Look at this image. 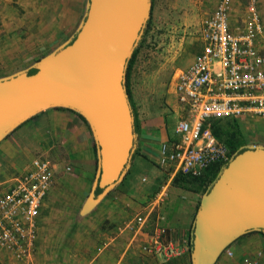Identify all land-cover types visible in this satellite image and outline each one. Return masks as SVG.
Returning a JSON list of instances; mask_svg holds the SVG:
<instances>
[{
    "label": "crops",
    "instance_id": "obj_1",
    "mask_svg": "<svg viewBox=\"0 0 264 264\" xmlns=\"http://www.w3.org/2000/svg\"><path fill=\"white\" fill-rule=\"evenodd\" d=\"M216 1L210 0L209 5L214 8ZM244 1L233 0L229 15L231 28L240 23L239 13ZM199 27L200 21L196 44L178 71L201 50ZM256 45L264 49L261 36L256 39ZM139 68L134 63L129 72L131 98L139 120L140 132H137L135 147L138 151L132 154L122 181L87 212L80 213L79 208L96 173L97 152L91 129L77 111L67 107L47 108L0 141V192L28 169L34 157L42 156L54 163V188L46 193L36 219L31 264H162L187 252L197 193L177 185L170 187L176 175L171 176L168 168L158 164L160 146L177 137L174 128L184 109L176 100L173 86L170 96H173L175 114L161 115L164 110L159 113L156 106L149 107L148 103L153 101L151 85L144 82ZM144 102L150 110L148 115L142 112ZM227 119L243 127L244 136L251 141L243 146L264 147V117L247 114ZM66 165L70 168L66 169ZM67 172L74 175L73 181L61 178ZM163 190L167 191L166 196L157 202L146 224L138 231L128 228L134 215ZM185 191L191 194L186 201ZM61 197L71 203L62 205ZM158 226L165 228V239L172 237L179 243L182 249L179 255L163 259L145 249ZM226 248L230 254H221L226 256L227 264H253L252 261L264 264V233L260 230L244 232ZM0 264L17 262L0 249Z\"/></svg>",
    "mask_w": 264,
    "mask_h": 264
},
{
    "label": "water",
    "instance_id": "obj_2",
    "mask_svg": "<svg viewBox=\"0 0 264 264\" xmlns=\"http://www.w3.org/2000/svg\"><path fill=\"white\" fill-rule=\"evenodd\" d=\"M150 6L151 0H85L72 36L28 67L0 77V141L51 107L71 108L88 123L97 169L80 213L119 184L130 166L137 133L125 68ZM248 230L264 233L262 146L237 153L203 194L193 216L190 264H213Z\"/></svg>",
    "mask_w": 264,
    "mask_h": 264
},
{
    "label": "built area",
    "instance_id": "obj_3",
    "mask_svg": "<svg viewBox=\"0 0 264 264\" xmlns=\"http://www.w3.org/2000/svg\"><path fill=\"white\" fill-rule=\"evenodd\" d=\"M232 4L233 0H217L202 17L201 50L173 78V91L184 114L174 128L177 137L161 144L158 158V164L168 168L171 176L200 177L211 165L229 160L227 145L212 131V120L247 114L264 117V49L256 45L261 34L257 0L244 1L240 23L234 28L229 25ZM53 182L54 163L36 156L28 169L0 192V249L17 264H31L36 219ZM166 193L156 194L127 227L140 230ZM165 232L158 226L145 249L169 259L182 249L175 239H165Z\"/></svg>",
    "mask_w": 264,
    "mask_h": 264
},
{
    "label": "rangeland",
    "instance_id": "obj_4",
    "mask_svg": "<svg viewBox=\"0 0 264 264\" xmlns=\"http://www.w3.org/2000/svg\"><path fill=\"white\" fill-rule=\"evenodd\" d=\"M209 1L151 2L149 27L133 64L140 67L144 82L151 85L153 101L148 106H156L159 113L164 110L161 115L175 114L173 96H170L173 78L196 44L198 22L213 8ZM84 4L85 0H0V77L28 67L72 36L83 15ZM257 9L261 20V43H264V0H257ZM240 11L242 12V8ZM148 106L147 102L143 103L142 112L145 115L150 113ZM217 125L220 140L226 142L233 139L243 145L251 142L244 136L246 133L240 125L233 126L228 119L220 120ZM72 176L74 175L67 172L61 178L72 179ZM169 185L196 192L195 208L199 207L207 187L201 180L186 176H179L176 181L172 179ZM184 193L187 195L186 201L191 194L186 191ZM59 202L62 205L71 203L62 197ZM186 254L187 252L184 255ZM225 257L221 254L215 261L216 264H227Z\"/></svg>",
    "mask_w": 264,
    "mask_h": 264
},
{
    "label": "trees",
    "instance_id": "obj_5",
    "mask_svg": "<svg viewBox=\"0 0 264 264\" xmlns=\"http://www.w3.org/2000/svg\"><path fill=\"white\" fill-rule=\"evenodd\" d=\"M151 2H152V0H151ZM151 8H152V4L150 6V13H151ZM149 21L150 20L148 18V20L146 21V23H145V25L143 27L140 39L137 42L136 46L134 47V49H133V51L131 53V56L129 57V59L126 62V68H125L124 87H125V92H126V95H127V99H128L129 105H130L132 113H133L134 130H135L136 133L138 132V128H139V120H138L137 108L134 105L133 100L131 98V93H130V88H129V72H130L131 66H132V64L134 62L135 55H136V53H137V51H138V49H139V47H140V45H141V43L143 41V38H144V36H145V34L147 32V29L149 27ZM79 115H81V114L79 113ZM81 117H83V116L81 115ZM83 119H84V117H83ZM224 119H227V118H224ZM220 120H223V119L222 118L214 119V120H212V124H211L212 131L217 136V138H218V127H217L218 125L217 124H218V122ZM230 121H231V123H233V126H237L238 125V123L235 120L234 121L230 120ZM224 143L228 147L229 160L231 158H233L237 153H239V152H241V151H243V150H245L247 148V147L243 146V144H241L240 142H237V141H235L233 139H228ZM94 148H95V144H94ZM137 151H138V147L135 149V151L133 153H136ZM229 160H227L224 163L213 164V165H211L209 168H207L205 170V172L203 173L202 176H200V177H191V178H194L195 180H198V181L201 180V183H205V185L207 186V187L205 186L206 187L205 193H206L210 189V187L213 184L214 180L217 178L218 174L226 166V164L228 163ZM179 176L183 177L182 175L177 174L176 177L174 178V180L176 181L177 179H179ZM100 190H101V187L98 186L96 188V192H98ZM197 208H198V206H197ZM197 208H195V209H197ZM191 233H192V224H191L189 235H188V246H187V254H186V256L183 255V256H180V257L171 258V259L163 262L162 264H190L189 252H190V248H191V236H192ZM226 247L224 249H226Z\"/></svg>",
    "mask_w": 264,
    "mask_h": 264
}]
</instances>
